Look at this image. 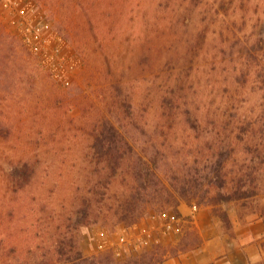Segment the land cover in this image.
Instances as JSON below:
<instances>
[{
    "label": "rangeland",
    "instance_id": "rangeland-1",
    "mask_svg": "<svg viewBox=\"0 0 264 264\" xmlns=\"http://www.w3.org/2000/svg\"><path fill=\"white\" fill-rule=\"evenodd\" d=\"M142 3L0 0V264H37L68 231L88 257L111 253L118 261L162 264L215 238L227 243L211 244L216 264L264 263V180L258 177L252 195L219 202L214 181L218 160L226 162L221 172L230 186L263 165L257 128L264 100L255 71L264 68V0H162L155 15H142ZM163 15L177 17L164 26L172 34L167 56L155 51L143 70L137 61L133 66L134 35L160 30L155 22ZM186 29L181 60L185 47L176 32ZM123 75H137L135 109L127 106ZM178 75L192 88L171 86ZM102 117L173 198L152 181L141 190L130 177L131 160L109 183L72 182L83 178L85 160L93 165L98 158L87 153L88 140ZM8 125L15 127L9 133ZM254 133L261 137L256 147ZM247 137L250 151H236L234 143ZM17 148L33 157L26 175L11 164L21 157ZM136 188L140 217L126 226L119 214ZM256 249L261 257L250 261Z\"/></svg>",
    "mask_w": 264,
    "mask_h": 264
},
{
    "label": "trees",
    "instance_id": "trees-1",
    "mask_svg": "<svg viewBox=\"0 0 264 264\" xmlns=\"http://www.w3.org/2000/svg\"><path fill=\"white\" fill-rule=\"evenodd\" d=\"M141 9H142V15L147 14H154L156 13V10L161 7L162 0H142ZM156 9V10H155ZM161 21H156L155 24L158 25L160 30L157 31H139L136 32L134 35V42L137 43L136 45L139 47V50L137 53H133L132 57L135 59L133 61V66H135L136 61L137 65H140V68L143 70V67L146 62L145 56L150 57V54L152 52H157L158 55L161 56H167L169 52V45H171V35L169 32H166L164 29V26L169 29V26L174 25V22L176 21L177 17H172L168 15H163L161 18ZM167 24V25H164ZM176 32V31H175ZM178 33V41L179 45H184L185 49L179 48V56L180 59L183 60L186 58L187 55V29L185 31L176 32ZM175 33V35H176ZM177 49V48H176ZM172 59H177L176 52L171 53ZM170 56V53L169 55ZM130 67V65H128ZM136 74V73H135ZM191 75H188L190 77ZM256 76V90L261 92V98L264 100V68H261L260 70L255 71ZM139 78V77H138ZM183 79L180 75L176 76L173 81L174 84H171V86L178 87L179 89L187 88L191 89L192 87L186 86L183 82ZM134 81H137V75L134 77V75H123V85H125V92H126V101H128L127 106L129 109H135L134 108V101H131V98L137 94V89H135V85L133 84ZM259 82V83H258ZM168 94H171V91L168 92ZM182 97V96H181ZM264 102V101H263ZM184 103V102H183ZM192 103V100H190V104ZM185 105L187 103H184ZM111 106H115L116 109L119 108V106H116V101L111 100L110 103ZM187 106V105H186ZM264 108V106H263ZM187 109V114L191 113ZM130 112V111H129ZM7 118V117H6ZM258 128L257 130L260 136H264V113L263 116H260L258 119ZM3 123L0 122V132L3 130ZM9 126V125H8ZM10 129H8L7 133L11 132L12 129L11 126H9ZM256 130V131H257ZM257 133V132H255ZM255 142L254 146H258L259 140H261V137H258L255 135ZM91 140H88V152L91 151L92 153H95L98 155L97 160L92 165L91 161L85 160L86 162H83L82 169V175L83 178L80 179V177H74V180L72 182H82V179L84 180V177L86 179V182H88L91 185H98L101 183L102 179H107V183L111 181V178H114L116 176L117 169L126 164L131 160V175L132 178L136 179L139 183V186L141 187V190H146L147 186L145 183L147 181H152L154 184L156 183L159 185V188L167 192L172 198L173 196L169 193L168 188L159 180L158 176L155 174V171L153 170V167L148 164V162L140 155L138 152L134 149L132 144L127 140L125 135L120 131L117 125H115L111 120H109L106 117H102L101 119H97L96 123L94 124L92 128V132L90 133ZM253 139V138H251ZM241 141L235 142L234 144L237 146L236 151L247 150L250 151V147H248L250 144L247 143L250 138H240ZM244 143H241V142ZM233 142V141H231ZM249 144V145H246ZM85 147H83L82 150H84ZM249 148V149H248ZM245 150V151H246ZM14 154L18 153L21 157H13L11 161V164L13 165V169L21 167V173L23 175H26L27 171L32 168V156L29 155L28 152H26L22 148H17L13 152ZM247 160V159H246ZM85 163V165H84ZM91 164V165H90ZM226 162L224 160H218L215 162V173H214V181L217 182L218 190L217 191V198L215 201H228V200H238L241 198L246 197L247 193L254 194L255 190L258 186L257 179L262 177L264 180V160L262 161L261 166L256 167V174L250 176L249 174H243L239 173L240 175H244L245 182H243V177H238V182L235 184H232L231 186L226 182V173L223 175L222 170L224 168V165ZM123 167V166H122ZM33 172V171H32ZM21 174V175H22ZM250 176V177H249ZM261 176V177H260ZM249 177V178H248ZM243 178V179H242ZM248 178V181L247 179ZM23 187V186H22ZM135 190V189H134ZM139 188H136V192L133 191L127 196L124 203L125 205L121 208V213L119 214V220L124 225L129 226L135 223L138 218L140 217V212L138 211V208L136 207L137 200L139 196L138 194L142 193ZM78 199V198H76ZM86 199L82 200L85 201ZM79 201H76L75 199L72 202V207L74 208L77 206ZM176 203V202H175ZM177 204V203H176ZM175 204V205H176ZM176 213L178 211L176 210ZM71 219V218H70ZM223 219L225 222H229L227 215L223 214ZM63 219L56 222L57 230H59L61 223ZM3 242V241H2ZM51 251L50 255H47V258L44 259H36L35 262H38L39 264H156L157 262L163 261L162 258H158L157 260H145L143 258L137 259L134 257H130L128 259H125L123 261H118L115 259V257L111 253H104L100 256H85L83 255L82 251L79 248L78 241L76 239L75 234L71 233V231L66 232V234L59 235L57 237H54L53 243L51 245ZM176 251L174 252V254ZM44 260V262H42ZM37 263V264H38ZM257 264H264L263 262L257 263Z\"/></svg>",
    "mask_w": 264,
    "mask_h": 264
},
{
    "label": "crops",
    "instance_id": "crops-1",
    "mask_svg": "<svg viewBox=\"0 0 264 264\" xmlns=\"http://www.w3.org/2000/svg\"><path fill=\"white\" fill-rule=\"evenodd\" d=\"M225 240L210 239L205 241L201 249L193 250L191 252L182 253L177 256L165 259L162 264H216L218 260V253L211 249V244L225 248L227 243ZM261 257L258 249L255 254L250 256V261H255Z\"/></svg>",
    "mask_w": 264,
    "mask_h": 264
}]
</instances>
